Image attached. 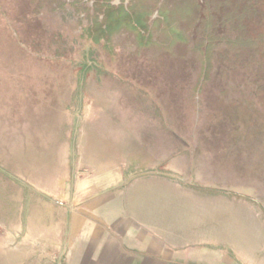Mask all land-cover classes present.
I'll return each instance as SVG.
<instances>
[{"label":"rangeland","instance_id":"obj_1","mask_svg":"<svg viewBox=\"0 0 264 264\" xmlns=\"http://www.w3.org/2000/svg\"><path fill=\"white\" fill-rule=\"evenodd\" d=\"M101 2L144 13L147 41L93 43ZM114 92L141 100V175L225 201V264L264 258V0H0V129Z\"/></svg>","mask_w":264,"mask_h":264},{"label":"crops","instance_id":"obj_2","mask_svg":"<svg viewBox=\"0 0 264 264\" xmlns=\"http://www.w3.org/2000/svg\"><path fill=\"white\" fill-rule=\"evenodd\" d=\"M116 93L7 114L0 264H225V201L141 175V100Z\"/></svg>","mask_w":264,"mask_h":264},{"label":"trees","instance_id":"obj_3","mask_svg":"<svg viewBox=\"0 0 264 264\" xmlns=\"http://www.w3.org/2000/svg\"><path fill=\"white\" fill-rule=\"evenodd\" d=\"M102 4L104 5L102 6L104 7L102 15L104 20L103 27H100L98 24L95 23V27H97L95 28V31H93L91 27L85 30L86 36H88L93 43L97 44L101 40L106 41L103 38L106 33L110 37L114 32L120 30L124 26L132 28L138 38H140L143 43L147 41L145 35L148 33V24L144 14L141 13V16H136L135 14H132L124 10L123 8L114 9L110 5H107L105 3ZM162 19L165 20L166 17L163 16ZM127 20L128 23H126ZM124 21L126 25L123 24ZM129 21H131L132 23H130Z\"/></svg>","mask_w":264,"mask_h":264},{"label":"flooded vegetation","instance_id":"obj_4","mask_svg":"<svg viewBox=\"0 0 264 264\" xmlns=\"http://www.w3.org/2000/svg\"><path fill=\"white\" fill-rule=\"evenodd\" d=\"M102 3H104V2H101V4H100V7H102V6H104ZM105 4H107V5H110V6H112L114 9H116V8H123L124 10H126V11H128V12H130V13H132V14H135L136 12H139V11H135V12H131L130 11V9H128V8H126L125 6H123V4H121V5H118V6H116V7H114L112 4H110V3H105ZM103 8V10H104V7H102ZM142 13V12H141ZM142 14H144V13H142ZM145 15V14H144ZM147 21V20H146ZM147 24H148V22H147ZM122 28H127L128 29V27L127 26H124V27H122ZM132 31V30H131ZM132 32H134V31H132ZM135 33V32H134ZM138 37V36H137ZM140 39V38H139Z\"/></svg>","mask_w":264,"mask_h":264}]
</instances>
